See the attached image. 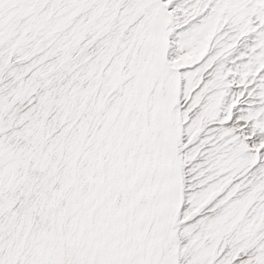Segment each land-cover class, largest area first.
Returning <instances> with one entry per match:
<instances>
[{
	"label": "snow or ice",
	"instance_id": "snow-or-ice-1",
	"mask_svg": "<svg viewBox=\"0 0 264 264\" xmlns=\"http://www.w3.org/2000/svg\"><path fill=\"white\" fill-rule=\"evenodd\" d=\"M0 264H264V0H0Z\"/></svg>",
	"mask_w": 264,
	"mask_h": 264
}]
</instances>
